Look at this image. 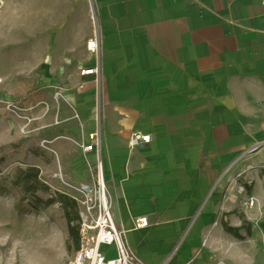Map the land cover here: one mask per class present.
I'll use <instances>...</instances> for the list:
<instances>
[{"label":"crops","instance_id":"1","mask_svg":"<svg viewBox=\"0 0 264 264\" xmlns=\"http://www.w3.org/2000/svg\"><path fill=\"white\" fill-rule=\"evenodd\" d=\"M65 2L51 26L80 55L59 79L72 111H51L58 163H100L112 220L143 264H264V0ZM134 133L149 143L132 149ZM95 134L99 157L75 151Z\"/></svg>","mask_w":264,"mask_h":264},{"label":"rangeland","instance_id":"2","mask_svg":"<svg viewBox=\"0 0 264 264\" xmlns=\"http://www.w3.org/2000/svg\"><path fill=\"white\" fill-rule=\"evenodd\" d=\"M41 1L39 26V0H7L5 4L0 0V26L8 25L9 34L6 44L0 42V264H70L74 255L67 252V225L61 207L30 210L32 200L25 199L14 185L18 169H40V181L49 192L37 197L45 202L56 192L67 195L75 200L79 212L82 197L78 190L92 187L99 177L95 162L89 167L83 164V168L58 163L51 146V135L65 134L50 126L51 111H72L60 96L67 84L59 79L74 72L66 66L67 56L78 58L80 53L66 52V30L58 34L51 26L60 12H66L65 0ZM40 111L39 125L35 113ZM80 146L75 151L82 153ZM35 243L41 245L40 250L33 247ZM31 256L40 261L29 263Z\"/></svg>","mask_w":264,"mask_h":264},{"label":"built area","instance_id":"3","mask_svg":"<svg viewBox=\"0 0 264 264\" xmlns=\"http://www.w3.org/2000/svg\"><path fill=\"white\" fill-rule=\"evenodd\" d=\"M86 49L91 54L98 56V41L94 38L87 43ZM98 66L94 69L81 72V76L98 77ZM91 145H81L80 149L84 154L95 151L99 157L100 142L98 136H92ZM150 137H143L139 134H132L129 138V145L132 149L141 144H148ZM99 167V177L92 187H82L78 193L82 197L81 212H79V237L80 249L74 253L70 264H143L137 255L125 244L123 233L118 231L112 220L111 206L102 174ZM240 178V176H238ZM240 193H245L244 187ZM247 209L260 211V203L254 197H248L243 203ZM149 226L146 219L135 221L134 228L145 229Z\"/></svg>","mask_w":264,"mask_h":264},{"label":"trees","instance_id":"4","mask_svg":"<svg viewBox=\"0 0 264 264\" xmlns=\"http://www.w3.org/2000/svg\"><path fill=\"white\" fill-rule=\"evenodd\" d=\"M14 185L19 187L22 191L25 199L30 198L31 208L30 210L38 211L41 206L49 208L54 205H59L63 211V217L67 225L68 244L67 252L76 253L80 249V237H79V211L78 206L74 199L67 195L55 193V197L47 201H42L37 197L38 193L47 194L49 188L40 181V170L35 167H28L25 170L18 169L14 176ZM226 233L240 238L238 235L239 230L230 228L228 225H224Z\"/></svg>","mask_w":264,"mask_h":264},{"label":"bare ground","instance_id":"5","mask_svg":"<svg viewBox=\"0 0 264 264\" xmlns=\"http://www.w3.org/2000/svg\"><path fill=\"white\" fill-rule=\"evenodd\" d=\"M2 2H7V0H2ZM1 8V7H0ZM3 8V6H2ZM19 15V14H18ZM18 23L20 22V19H19V16H18ZM8 29V25H4L2 23V25L0 26V42L3 44H6L9 40V34L6 32ZM16 36H17V33H16ZM41 245H39L38 243H35L33 245V247L36 249V250H40V247ZM31 259H29V263L33 262V263H38L40 261V259L37 257V256H34V257H30ZM20 264H25L23 262H20Z\"/></svg>","mask_w":264,"mask_h":264}]
</instances>
